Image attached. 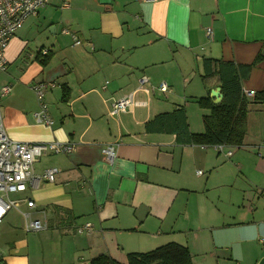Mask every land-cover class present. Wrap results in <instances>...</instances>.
Segmentation results:
<instances>
[{
  "label": "crops",
  "instance_id": "1",
  "mask_svg": "<svg viewBox=\"0 0 264 264\" xmlns=\"http://www.w3.org/2000/svg\"><path fill=\"white\" fill-rule=\"evenodd\" d=\"M263 47L264 0H48L4 51L0 90H10L0 96V114L13 141L75 150L33 165L35 176L58 170L52 183L36 182L22 195L46 229L25 233L2 222L0 261L89 264L106 255L124 264L128 254L174 243L188 249L192 264H257L264 256V105L249 106L245 138L229 158L147 133L144 124L183 107L190 133H202V60L249 65ZM142 76L170 91L149 99L136 93L146 105L110 119L112 102ZM39 81L55 84L44 96L49 126L34 118L39 105L30 86ZM262 88L264 59L242 82L244 92ZM192 106L204 113L199 122L191 121ZM114 141L107 163L101 150ZM85 224L91 230L79 234Z\"/></svg>",
  "mask_w": 264,
  "mask_h": 264
},
{
  "label": "built area",
  "instance_id": "2",
  "mask_svg": "<svg viewBox=\"0 0 264 264\" xmlns=\"http://www.w3.org/2000/svg\"><path fill=\"white\" fill-rule=\"evenodd\" d=\"M154 1V0H153ZM48 0H0V73L5 72L7 61L4 57V51L8 46L10 39L14 34L22 28L24 21L29 18L36 17L41 9L47 5ZM66 33V31H64ZM210 29H207V35L210 36ZM74 45H79L75 37H73ZM48 50L41 49L39 54L46 56ZM55 87L54 83L39 81L31 84L30 89L34 93L39 108L34 113L35 121L49 126L52 121L44 101L47 91ZM9 86H5L0 90V96L8 94ZM166 83L161 82L157 86H153L148 77L142 76L138 80L136 89L112 102L108 108L107 116L115 120L121 114L132 112L134 108L145 106L146 103H140L135 98L136 93L146 95L147 99L155 94L165 96L169 92ZM246 97H253L252 92H244ZM117 141L109 142L103 145L101 157L103 161L111 163L115 157ZM216 152L229 158L232 154L230 148L224 145L213 147ZM75 150L74 144H65L60 142L49 143H28L16 142L8 138L2 125L0 114V224L5 215L14 210L24 219V231L26 233H36L46 229L44 221L32 219L28 211L35 208L31 199L24 198L22 195L27 188L32 187L36 182L44 180L52 183L57 169H48L41 176H35L33 173V165L42 156L48 154H69ZM196 174L200 175L201 171ZM25 206L26 211L20 210L21 206ZM91 230L89 224H85L82 228H77L79 234ZM0 264H3L0 261Z\"/></svg>",
  "mask_w": 264,
  "mask_h": 264
},
{
  "label": "trees",
  "instance_id": "3",
  "mask_svg": "<svg viewBox=\"0 0 264 264\" xmlns=\"http://www.w3.org/2000/svg\"><path fill=\"white\" fill-rule=\"evenodd\" d=\"M263 59L264 56L257 55L249 65L203 59L199 77L206 95L196 100L197 106L206 111L202 116L203 132L190 133L183 107L154 116L144 124L145 132L172 134L179 145L240 147L246 135L249 106L264 105V88L254 92L253 97L249 99L243 93L242 82L249 77L252 68ZM40 62L43 65L46 60ZM213 88H220L222 95V101L216 105L209 97ZM89 264L123 263L100 255ZM124 264H192V259L187 248L169 243L146 253L128 254Z\"/></svg>",
  "mask_w": 264,
  "mask_h": 264
},
{
  "label": "rangeland",
  "instance_id": "4",
  "mask_svg": "<svg viewBox=\"0 0 264 264\" xmlns=\"http://www.w3.org/2000/svg\"><path fill=\"white\" fill-rule=\"evenodd\" d=\"M45 25V27L44 28H46L47 27V25L46 24H44ZM47 33H48V36H50L52 39H53V36L52 35H50L49 34V32H48V30L46 31ZM62 39H66V38H62ZM63 41V40H62ZM45 43V42H44ZM36 47H38V46H36ZM31 48V47H30ZM30 48H29V50H30ZM34 51H35V49L33 50V52L32 51H30V53L32 54V53H34ZM261 54V53H260ZM2 75H4V74H1L0 73V77L2 76ZM198 81V80H197ZM201 81L199 82V87H201ZM190 105H192V104H190ZM191 111L189 110V112H188V114H189V116H190V118H192V122H194V120L195 121H200V119H201V116L204 114L203 113V111H201V110H199L196 106H192L191 107ZM193 118H195V119H193ZM221 155V154H220ZM30 192L31 191H29V190H27V192H25L24 193V195L25 196H29L30 195ZM6 216V215H5ZM9 216H12V219H10V218H8ZM9 221V222H8ZM11 221V222H10ZM2 222H4V223H7V225H11L12 227H9V228H12V229H14V230H17V231H21V230H24V219H23V217L21 216V215H19L16 211H14V210H10L9 212H8V215H7V218L6 219H4V221H2ZM3 223V224H4ZM8 223H10V224H8ZM17 233V232H16ZM26 233V232H25ZM29 235H31V234H29Z\"/></svg>",
  "mask_w": 264,
  "mask_h": 264
},
{
  "label": "water",
  "instance_id": "5",
  "mask_svg": "<svg viewBox=\"0 0 264 264\" xmlns=\"http://www.w3.org/2000/svg\"><path fill=\"white\" fill-rule=\"evenodd\" d=\"M261 56H264V47L261 51ZM209 97L213 100V104H219L222 101V95L220 94V88H215L210 91ZM257 264H264V256L258 261Z\"/></svg>",
  "mask_w": 264,
  "mask_h": 264
}]
</instances>
